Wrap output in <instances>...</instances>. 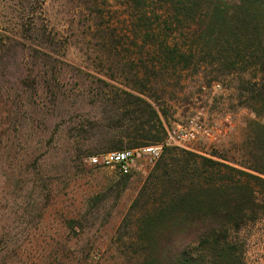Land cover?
Here are the masks:
<instances>
[{
    "label": "rangeland",
    "instance_id": "rangeland-1",
    "mask_svg": "<svg viewBox=\"0 0 264 264\" xmlns=\"http://www.w3.org/2000/svg\"><path fill=\"white\" fill-rule=\"evenodd\" d=\"M128 2L0 0V264H136L142 255L133 203L155 164L142 160L125 176L89 162L127 143L132 130L115 104L140 65L138 52L125 50ZM197 81L184 79L178 97L166 99L162 153L246 136L254 115L237 105L236 77L205 90ZM193 118L218 130L181 145L168 140ZM238 237L245 264H264V217Z\"/></svg>",
    "mask_w": 264,
    "mask_h": 264
},
{
    "label": "trees",
    "instance_id": "trees-1",
    "mask_svg": "<svg viewBox=\"0 0 264 264\" xmlns=\"http://www.w3.org/2000/svg\"><path fill=\"white\" fill-rule=\"evenodd\" d=\"M127 8L133 39L125 50L141 57L130 90L115 99L132 130L110 150L163 143L166 99L186 78L205 90L236 77L237 105L254 115L244 139L165 146L133 203L136 264H245L238 232L264 217V0H129Z\"/></svg>",
    "mask_w": 264,
    "mask_h": 264
},
{
    "label": "built area",
    "instance_id": "built-area-1",
    "mask_svg": "<svg viewBox=\"0 0 264 264\" xmlns=\"http://www.w3.org/2000/svg\"><path fill=\"white\" fill-rule=\"evenodd\" d=\"M218 127H206L195 118L191 119L190 127L173 130L169 132V141L177 145L182 142L198 140L200 136L206 137L210 132H216ZM163 147L161 144L147 145L140 148H131L124 150H112L102 155H94L89 158L93 165L105 164L117 168L123 175H130L135 171L142 170L144 165L142 160L149 164H155L162 155Z\"/></svg>",
    "mask_w": 264,
    "mask_h": 264
}]
</instances>
